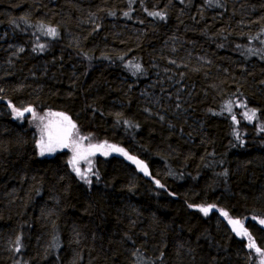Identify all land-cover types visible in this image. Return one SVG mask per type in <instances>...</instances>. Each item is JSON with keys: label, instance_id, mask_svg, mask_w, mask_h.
Masks as SVG:
<instances>
[{"label": "trees", "instance_id": "16d2710c", "mask_svg": "<svg viewBox=\"0 0 264 264\" xmlns=\"http://www.w3.org/2000/svg\"><path fill=\"white\" fill-rule=\"evenodd\" d=\"M32 113L123 152L83 183ZM262 129L264 0H0V264H261Z\"/></svg>", "mask_w": 264, "mask_h": 264}, {"label": "rangeland", "instance_id": "374dc122", "mask_svg": "<svg viewBox=\"0 0 264 264\" xmlns=\"http://www.w3.org/2000/svg\"><path fill=\"white\" fill-rule=\"evenodd\" d=\"M13 114L14 118H19L22 120L26 116V112H23V115L20 116L17 114L14 109L11 111ZM27 122L29 124V127L32 129L34 135H35V140H36V145H37V150H38V155L40 158H48V157H56L57 155H60L62 157L63 154H65V157L69 156V160L72 161L73 157L76 158L75 165L73 163L69 162V166L73 173L76 174L77 178L79 180H82L83 183H89L88 181L90 180V177L93 173L91 170V163L94 161V159L97 156H102V157H109L113 154H120L121 151H116L113 149L112 145L108 144H98L95 141H89V144L83 143L81 141L72 139V135H70L67 139V147H62L59 144L55 145V150L52 152H45L43 155H41L40 148L38 147V144L41 140V137L43 136L44 140L47 141V133L50 128H56V127H67V121L63 119V117L56 116L54 114L50 113H32L30 116L27 117ZM49 126V127H46ZM71 134H72V129H71ZM118 149L117 147H115ZM131 164L135 166V168L142 172L145 170V166L140 162L137 163V160L129 159ZM139 162V161H138ZM76 168L80 170L81 173H83L84 177L82 178L80 175H77ZM231 228L234 230V226L231 224ZM236 230H234L237 234L238 232L240 233L242 237L243 235V230H242V224L236 225L235 226Z\"/></svg>", "mask_w": 264, "mask_h": 264}, {"label": "snow or ice", "instance_id": "6c2138e0", "mask_svg": "<svg viewBox=\"0 0 264 264\" xmlns=\"http://www.w3.org/2000/svg\"><path fill=\"white\" fill-rule=\"evenodd\" d=\"M150 14L151 15H159V13H150ZM125 15H127V13H125ZM50 31L53 32V34L55 33L54 29H50ZM136 67L139 68V65H137ZM228 110L231 111V108L229 107ZM14 111H16L17 114L20 115V116L23 115V112H20L17 109H14ZM24 112H32V109L31 108H26V109H24ZM58 115L63 116V114H58ZM244 116L249 121H251V120H253L256 117V112H255V110H251L250 113L249 112L244 113ZM63 119L65 121H67V125H68L67 127L50 128L49 126H46V127H49V131L47 133V141H45L43 136H42L41 140H40V142L38 144V147L40 148V151H41V155H43L45 152L54 151L55 150V145H57V144H59L62 147H67V139L71 135V129L75 128V124H73L71 122V120L67 116H63ZM235 119H236V117H235V115H233V120H235ZM262 130H264V129H262ZM112 147L116 151L123 152L122 149H116L115 146H112ZM125 155H127V154L125 153ZM129 159L135 160L134 157H129ZM75 161H76V158L73 157V160L70 161V163H73V165H75ZM137 163H140V162L137 161ZM76 172H77V175H80L82 178H85L83 173H81L78 168H76ZM88 182L91 183V181H88ZM157 183H159V182L157 181ZM190 207H192V206L190 205ZM211 207H213V206L200 207V211L203 212L205 215H207L208 212H209V209ZM222 214L224 216L228 215V213H226V212H224ZM229 223L232 224L234 226V230H236L235 226L238 225L240 222L237 221V220H229ZM260 223L264 224V220H261ZM238 234H240V233L238 232ZM243 235H248V233L245 231L243 233ZM248 238H249V241H250L248 246L250 248L255 247V243H254V241H252L251 236H249ZM256 251L260 252V249L256 248ZM261 264H264V261H262Z\"/></svg>", "mask_w": 264, "mask_h": 264}]
</instances>
